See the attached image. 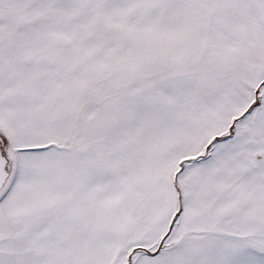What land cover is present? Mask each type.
<instances>
[{
    "label": "snow or ice",
    "instance_id": "snow-or-ice-1",
    "mask_svg": "<svg viewBox=\"0 0 264 264\" xmlns=\"http://www.w3.org/2000/svg\"><path fill=\"white\" fill-rule=\"evenodd\" d=\"M0 264H264V0H0Z\"/></svg>",
    "mask_w": 264,
    "mask_h": 264
}]
</instances>
